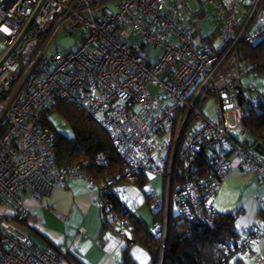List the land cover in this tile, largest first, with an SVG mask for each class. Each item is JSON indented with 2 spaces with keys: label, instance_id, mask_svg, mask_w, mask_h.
Segmentation results:
<instances>
[{
  "label": "built area",
  "instance_id": "2783aa9c",
  "mask_svg": "<svg viewBox=\"0 0 264 264\" xmlns=\"http://www.w3.org/2000/svg\"><path fill=\"white\" fill-rule=\"evenodd\" d=\"M201 2L213 7L224 40L220 48L191 36L186 22L195 14L186 0H0L4 53L33 17L0 66V205L16 209L14 216L0 212V264H75L59 246L45 241V247H37L18 228H31L20 192L50 197L71 179L97 188L103 221L123 240L131 237L126 220L106 203L108 184L97 186L82 171L83 162L54 167L52 134L37 124L53 99L72 102L95 119L123 163L126 180L142 174L161 179L154 208L163 211L164 219L161 227L150 229L159 237L156 264L164 261L172 204L187 221L211 225V200L231 171L254 174L264 184V155L253 150L260 143L243 128L237 104V96L243 104L252 89L242 87L246 73L235 54L241 42L264 34V0ZM61 29L80 37L48 54ZM43 33L48 38L19 74L20 46ZM147 45L161 50L155 62L144 50ZM209 97L215 100L216 120L201 111ZM200 154L208 170L202 175L194 165ZM95 163H104L101 155ZM185 170L190 178L178 181ZM262 239L264 226L248 229L236 242L227 239L221 250L229 255L224 264L248 251L255 264H264L257 252Z\"/></svg>",
  "mask_w": 264,
  "mask_h": 264
},
{
  "label": "trees",
  "instance_id": "16d2710c",
  "mask_svg": "<svg viewBox=\"0 0 264 264\" xmlns=\"http://www.w3.org/2000/svg\"><path fill=\"white\" fill-rule=\"evenodd\" d=\"M215 21L218 23L216 18ZM46 34L43 33L35 37L37 38V46L31 51L28 60L32 59L42 47ZM191 36L194 38L193 33H191ZM213 36L214 34L202 37L200 40L213 45ZM32 38L34 37H30L28 42ZM19 53L22 55L19 70V74H21L25 70L27 62L23 61V53L21 51ZM235 54L241 59V68L246 74L264 80V36L257 41L241 42L236 47ZM10 89L11 87L1 96L2 99L7 97ZM256 94L258 97L256 107L252 104L248 112L243 113L242 126L256 143L264 144V91H257ZM52 115L58 116L65 125H69L73 133L72 137L65 136L54 127L50 119ZM37 124L48 128L52 134L53 165L57 170L83 162L82 171L88 174L97 186L108 184L111 189L110 192L105 194V200L110 208L126 220L131 232V237L126 239L127 244L137 243L144 247L150 256L151 264H156L159 237L153 234L150 229L161 227L164 219L163 211L152 207L151 201L156 200V195L145 193L141 202L149 206L154 218V225L147 226L136 219L123 205L115 192L112 191L113 185L128 180L123 176V163L112 149L106 133L95 119L72 102L53 99L38 119ZM98 155L102 156L103 164L95 163ZM194 165L197 167L196 172L198 175L208 172L205 169V158L201 157V154ZM187 171H184V175L180 176L178 181L183 182L190 178ZM146 181L147 175L142 174L138 180L132 183L143 187ZM103 212L105 213V211ZM234 222V213L215 211L213 223L206 225L189 222L176 212L172 213L170 211L167 218V237L163 264H224V261L229 257L226 253L221 252L223 247H227L225 241L228 239L230 242H236L239 239V233L235 230ZM123 253L121 264H137L127 254L126 250H123ZM240 256L232 258L233 264L242 263Z\"/></svg>",
  "mask_w": 264,
  "mask_h": 264
},
{
  "label": "crops",
  "instance_id": "0c3cea01",
  "mask_svg": "<svg viewBox=\"0 0 264 264\" xmlns=\"http://www.w3.org/2000/svg\"><path fill=\"white\" fill-rule=\"evenodd\" d=\"M145 185L151 188L149 195H156V199L161 195L160 178L147 175ZM124 188L130 191L135 202H140L137 191L129 186ZM19 196L29 211L26 222L31 228H18L27 233L31 244L45 247V241H49L64 250L75 264H120L122 255L111 246L110 237L115 232L105 226L97 188H89L81 179H71L64 186L56 187L50 197L37 198L27 192H20ZM211 203L216 212L235 214L234 227L239 238L246 236L250 228L264 226V184L254 174L231 171ZM130 213L145 225H154L147 204ZM257 252L264 260V239ZM248 253L255 264L253 252L241 255V264Z\"/></svg>",
  "mask_w": 264,
  "mask_h": 264
},
{
  "label": "rangeland",
  "instance_id": "374dc122",
  "mask_svg": "<svg viewBox=\"0 0 264 264\" xmlns=\"http://www.w3.org/2000/svg\"><path fill=\"white\" fill-rule=\"evenodd\" d=\"M186 3L188 5L190 13L195 14V17L191 21L186 22L189 32L194 34V39H200L202 37H206L209 35L211 36L212 34H214L213 46L215 48L222 47L224 45V40L221 36V28L219 27V24L215 21V15L212 5L209 2H201V0H186ZM46 35L47 39L48 34ZM263 36L264 34L261 37ZM79 37L80 34L77 31L70 35L64 29H61L55 36L54 40L50 43L47 51L48 54H52L56 51H62L65 48H69L72 44H74L75 41L79 39ZM259 39L261 38H258L257 40ZM132 40L134 39L132 38ZM136 41L140 43V40L137 39ZM36 44L37 38H32L28 43L24 42L20 46L19 52L21 51L23 53L24 62L29 61L28 58L30 56V53L37 46ZM4 50L5 49L0 45V58L3 55ZM144 50L148 54L150 60H152L153 62L157 60L161 53V50L153 49L151 45L145 46ZM19 78H16L15 82L18 81ZM241 78L242 87L245 89V91H247L248 89H252L251 93L246 92L244 98L245 101L242 104V111L243 113H246L248 112L252 104L256 107L255 104L257 102L258 97L256 96L257 94H255V90L264 91V80L256 78L251 74L243 75ZM201 111L213 120H216L217 117L215 113V100L212 97H209L201 108ZM50 119L54 127L62 134L67 137L73 136L72 130L69 125H63L61 123L62 120L58 116L52 115L50 116ZM229 121L231 124L233 123L232 116H229ZM125 186H129L141 195L140 202L134 201V198L131 196L130 191L124 188ZM112 188L114 189L116 195L122 201L123 205L126 206V208H128L130 211L137 210L139 206L146 205L144 202H141V200L145 193L149 194L148 192H150L149 190L151 189L149 186L144 185L143 187H139L138 184L128 181H122L121 183H117L113 185ZM0 212L14 216L16 214V209L11 205H0ZM171 212H176L173 204L171 206ZM105 226H107L111 230L113 228L109 223H105ZM19 227L21 228V226ZM114 234L115 236L110 237V243L113 248H117L118 253H121L122 258L124 255L123 250H126L127 254L130 255V257H132L137 264H151L150 256L144 247L140 246L137 243L127 244L126 240L120 238V236H118L116 233ZM249 254L250 253L246 254L243 264H254L253 258H251ZM122 258H120V264L122 262Z\"/></svg>",
  "mask_w": 264,
  "mask_h": 264
},
{
  "label": "water",
  "instance_id": "95a60500",
  "mask_svg": "<svg viewBox=\"0 0 264 264\" xmlns=\"http://www.w3.org/2000/svg\"><path fill=\"white\" fill-rule=\"evenodd\" d=\"M32 21H33V17L25 25V27H24L23 31L21 32V34H20L18 40L16 41V43L12 47H10L5 53H3V56L0 59V66L3 63V61L8 57V55L17 47V45L20 43L22 38L26 35V33L28 32V30L30 29V27L32 25ZM237 104H238V106L242 105V97L241 96H237ZM253 150L260 156L264 155V151L262 149L261 144H256L254 146Z\"/></svg>",
  "mask_w": 264,
  "mask_h": 264
}]
</instances>
